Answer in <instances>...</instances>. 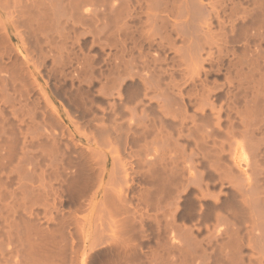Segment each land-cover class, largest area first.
I'll list each match as a JSON object with an SVG mask.
<instances>
[{
    "label": "bare ground",
    "instance_id": "1",
    "mask_svg": "<svg viewBox=\"0 0 264 264\" xmlns=\"http://www.w3.org/2000/svg\"><path fill=\"white\" fill-rule=\"evenodd\" d=\"M0 264H264V0H0Z\"/></svg>",
    "mask_w": 264,
    "mask_h": 264
}]
</instances>
